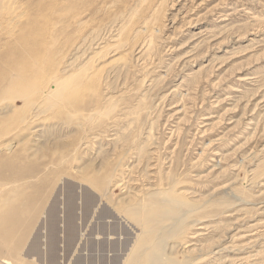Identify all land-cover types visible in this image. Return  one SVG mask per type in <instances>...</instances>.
Segmentation results:
<instances>
[{
	"label": "rangeland",
	"instance_id": "1",
	"mask_svg": "<svg viewBox=\"0 0 264 264\" xmlns=\"http://www.w3.org/2000/svg\"><path fill=\"white\" fill-rule=\"evenodd\" d=\"M18 2L0 23V148L21 142L0 151V264H147L159 246L264 264V0ZM165 197L170 229L134 221Z\"/></svg>",
	"mask_w": 264,
	"mask_h": 264
},
{
	"label": "bare ground",
	"instance_id": "2",
	"mask_svg": "<svg viewBox=\"0 0 264 264\" xmlns=\"http://www.w3.org/2000/svg\"><path fill=\"white\" fill-rule=\"evenodd\" d=\"M21 11H22V8H21V6L19 5V2H18V0H0V23H5V24H7V22H12V23H16L19 19H20V15L22 14L21 13ZM144 48V47H143ZM29 65V64H28ZM27 65V66H28ZM26 66V67H27ZM25 67V69L27 70H29V68L27 67L26 68ZM25 69H20L21 70V72H20V80L21 81H23V80H26V78H28L27 77V71L25 70ZM19 70V71H20ZM23 70H25V71H23ZM17 71V70H16ZM16 81H19V79H17ZM20 81V82H21ZM19 82V83H20ZM24 82V81H23ZM18 82H16V83H14V85L15 84H17ZM21 84V83H20ZM20 84H17V85H20ZM60 86V83H55V84H53L51 87L53 88V89H57L58 90V87ZM15 87V86H14ZM55 87V88H54ZM59 91V90H58ZM19 91L17 90V93H18ZM34 93V92H33ZM31 95V94H30ZM34 95V94H33ZM35 96V95H34ZM33 97V96H32ZM46 97V96H45ZM48 97H50V96H48ZM34 98V97H33ZM43 100H45V99H43ZM33 104V103H32ZM31 104V106H30V117H29V121H31V122H35V121H37L38 120V118L40 117V115L42 114V105H41V103H36V104H33L32 105ZM44 105V104H43ZM89 119V118H88ZM32 134H33V142H35V143H38V144H41V143H44V142H46L45 141V130L44 129H41V128H37V129H35L33 132H32ZM51 143V142H50ZM20 144H21V142H20ZM20 144H18L17 142H15V140H14V142L12 141V142H8V143H5V144H3V146H1V148H0V151H5V152H12L14 149H16V148H18L19 147V145ZM37 146V145H36ZM102 151V150H101ZM101 153H103V152H101ZM105 153V152H104ZM103 153V154H104ZM84 154V153H83ZM103 154H102V157H103ZM106 154H104V156H105ZM25 157V156H24ZM72 157V156H71ZM102 157L99 155L95 160H100V159H102ZM98 160V161H99ZM96 162V161H95ZM100 164V163H99ZM88 170V169H87ZM31 172V171H30ZM107 178V177H106ZM12 179V178H11ZM175 188V187H174ZM108 190V189H107ZM102 192H105V190L103 189L102 190ZM174 192V191H173ZM175 193V192H174ZM104 195V194H103ZM174 200V199H173ZM146 202V201H145ZM110 203V202H109ZM157 203V202H156ZM172 203V201H169L168 199H166V197L161 201V203H157V204H155V206L156 207H158V208H160L158 211H156L157 210V208H156V210L154 211L153 210V208H152V210L154 211L152 214L150 213V214H147L148 216L146 217V215H144L143 217L144 218H142V220H141V218L140 217H138L139 216V214H141L138 210V213H137V215L136 214H134L133 213V216L136 218V216L138 217V219H135L134 221H139V223L141 222V225L143 224L144 226H143V228L144 227H146L147 229H146V231H150L151 230V227H153V225H154V227L156 226H158L159 227V225L161 224L162 225V222L163 221H167V220H169V219H174L175 220V217L174 218H172L173 216H175V214H176V207H177V205L175 204V201H173V204H171ZM170 204L171 205H173V209H171V208H169V206H170ZM190 206V205H189ZM179 207V206H178ZM180 209H181V207H179ZM144 210V209H143ZM179 210V209H178ZM129 211V210H128ZM185 212V211H184ZM136 213V212H135ZM144 213H145V211H144ZM149 213V212H148ZM173 214V215H172ZM180 214H181V212H180ZM182 215V214H181ZM131 216V215H130ZM176 216L178 217V215L176 214ZM13 221H16V218H14V220H12V222ZM137 221V222H138ZM170 221V220H169ZM173 221V220H172ZM136 222V223H137ZM148 223H150V224H148ZM151 223H153L152 224V226H150L151 225ZM174 223V222H173ZM149 225V226H148ZM160 225V226H161ZM162 227H164L163 225H162ZM164 228H168V229H170L171 227L169 226V227H164ZM164 228H161V229H164ZM160 229V230H161ZM165 230V229H164ZM163 230V231H164ZM159 233H158V235L160 234V231L159 230H157ZM162 231V232H163ZM152 231H150V233H151ZM149 233V232H148ZM163 234H164V232H163ZM166 234V233H165ZM146 235V234H145ZM173 235V234H172ZM149 236H150V234H149ZM151 237V236H150ZM163 237H165V235H163ZM152 238V237H151ZM161 238V237H160ZM147 239V238H146ZM162 239V238H161ZM155 240V239H154ZM160 241V240H159ZM169 241H170V239H169ZM169 241H167V242H169ZM143 242H145V240L143 241ZM142 242V243H143ZM147 242H149L150 243V247H151V244L153 245V242H150V241H146L145 243H147ZM171 242V241H170ZM157 243V242H156ZM172 243V242H171ZM170 243V244H171ZM169 244V243H168ZM169 244V245H170ZM139 245H141V244H139ZM159 245H161V244H159ZM142 246V245H141ZM147 246V245H146ZM145 246V247H146ZM149 246V245H148ZM147 246V247H148ZM146 247V248H147ZM154 248H155V246H153ZM161 246H159V247H157L155 250H151L152 252H149V253H147V255L148 256H146L145 255V257L148 259V260H146V258H145V261H146V263L147 264H179V263H176L177 261H173V260H171V256L173 255L174 256V254H175V252L173 251V253H171L170 251V253L171 254H169V255H167V256H169V257H167L166 256V253L168 254V252H164L165 251V249H167L166 248V245H165V248H164V253L165 254H162V252H161V249L163 248H160ZM176 247V246H175ZM178 247V246H177ZM142 248H144V247H142ZM145 248V249H146ZM179 248H180V245H179ZM137 249V248H136ZM141 250H143V249H140V252H142ZM177 250V249H176ZM149 251V250H148ZM137 251H135V252H133V255L136 253ZM144 252V251H143ZM179 252V251H178ZM132 254V253H131ZM138 254H139V252L137 253V256H138ZM139 255H141V254H139ZM144 255V254H143ZM177 255V254H176ZM175 255V256H176ZM137 256L135 257V258H137ZM131 258V257H130ZM133 258H134V256H133ZM134 258V259H135ZM133 260V259H132ZM131 260V261H132ZM144 261V262H145ZM186 261V260H185ZM185 261H184V263H185ZM181 262V261H180ZM183 262V261H182ZM130 263V262H129ZM138 263V262H137ZM183 263V264H184Z\"/></svg>",
	"mask_w": 264,
	"mask_h": 264
}]
</instances>
